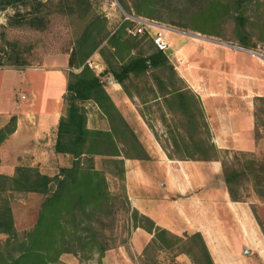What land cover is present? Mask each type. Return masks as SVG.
<instances>
[{
  "label": "trees",
  "instance_id": "16d2710c",
  "mask_svg": "<svg viewBox=\"0 0 264 264\" xmlns=\"http://www.w3.org/2000/svg\"><path fill=\"white\" fill-rule=\"evenodd\" d=\"M15 1L19 5L28 6L22 13L17 9V23L35 28L44 26V17L40 14L41 0H0V8ZM117 1L129 13L167 20L207 35H218L222 23L227 16H231L236 25L233 29L234 41L244 47L253 45L252 42L249 44V32L245 25L250 26L253 22L246 10L254 0ZM88 4L87 0H72L67 12H76L78 17H83ZM132 26V21L121 19L116 28L109 31L105 27V18L93 14L75 36L66 59L69 69L65 71V86L61 95L64 110L58 116L52 143L56 155L62 157L60 155L65 154V161L57 163L53 173H47L36 165L25 164L15 165L11 174L0 172V233L5 235L0 242V264H50L58 261L62 253L85 258L93 253L97 257L101 256L105 249L117 245L108 242L114 227L117 205L128 214L127 234L129 228L135 226L152 232L139 259L150 249V245L157 246L156 241L160 245L171 246L167 235L179 240L177 235L154 225L148 216L129 206L124 191L121 155L130 154L117 146L116 138L123 145L130 144L142 153L132 155L145 154L104 89L98 73L86 62V58L94 51L99 53L104 63L103 72L111 75L129 96V86L135 84L134 79H151L145 86L152 94L150 99H160L166 112L177 117L182 130H166L169 143L163 147L167 156L219 158L222 179L229 197L233 200L241 199L235 185L244 172L228 166L218 155L221 150L217 151L209 141L208 126L197 95L178 76L166 52L154 46L151 31L146 29L131 34L126 31V27ZM144 43L147 45L143 46ZM89 100L105 115L108 128L86 126L82 102ZM148 100L144 98L141 101ZM147 125L150 127L149 123ZM14 127L15 116L12 114L0 126V142ZM257 134L255 132V136ZM94 155L103 156L104 161L110 164L111 172L120 182L119 195L108 189L104 170L94 165ZM245 166L248 167L249 163L245 162ZM257 170L264 172V160ZM254 176L259 179L257 173ZM13 190L42 194L33 225L21 234L14 227L5 198V193ZM256 191L260 194V189ZM183 235L189 239L186 253L193 254L197 264H213L198 231ZM124 242L125 238L118 244Z\"/></svg>",
  "mask_w": 264,
  "mask_h": 264
},
{
  "label": "crops",
  "instance_id": "0c3cea01",
  "mask_svg": "<svg viewBox=\"0 0 264 264\" xmlns=\"http://www.w3.org/2000/svg\"><path fill=\"white\" fill-rule=\"evenodd\" d=\"M188 37L191 42L172 48V57L181 58L175 71L199 99L209 141L217 151H248L264 158V58L252 52L255 47H244L233 40L211 35ZM14 69L0 68L5 72ZM57 72L62 79L63 73ZM3 78L0 76V100L7 104L0 106V126L13 114L15 127L0 142V172L11 174L17 164L38 165L40 169L42 164L62 163L65 154L59 157L52 149L53 125L60 111L51 118L43 111L38 114L28 110V105L15 99V92L5 99ZM104 89L145 154L121 155L129 206L171 234L198 231L213 264H264V202L231 199L219 158L167 156L144 122L134 97L127 95L111 76ZM151 236L152 232L140 226L131 227L124 243L105 249L99 257L94 254V262L140 264L141 250ZM65 256L74 257L62 253L59 260ZM174 258L194 264L182 253Z\"/></svg>",
  "mask_w": 264,
  "mask_h": 264
},
{
  "label": "rangeland",
  "instance_id": "374dc122",
  "mask_svg": "<svg viewBox=\"0 0 264 264\" xmlns=\"http://www.w3.org/2000/svg\"><path fill=\"white\" fill-rule=\"evenodd\" d=\"M88 8L83 17H78L76 12L68 13L72 0H41L40 14L44 17V26L42 28H35L24 23H17V9L21 13L25 7L22 4H17V1L0 8V68H15L14 70H0V76L4 77V98L8 99L12 92H15L16 100L19 99L22 103L28 105L27 109L39 114L45 112L48 115L54 116L56 111L62 114L64 110V101L61 97L65 86V71L69 68L66 64L67 54L73 44L75 36L81 31L85 22L93 14L103 16L105 18V27L109 31H113L119 24L123 12H127L122 8L117 0H87ZM193 1V0H183ZM1 7V5H0ZM234 13V12H233ZM246 13L249 15L252 24L245 25L249 32V47L264 49V0H254L252 4L248 5ZM143 16V15H142ZM12 17V18H11ZM147 18H153L148 17ZM165 24L175 27L178 32H165V36L169 42V48L165 51L169 62L175 65L177 62L172 57L174 53L172 48L180 43L191 42V37L188 36H208L189 29L185 26H180L171 23L167 20L157 19ZM174 19H177L175 17ZM235 21L231 16H227L222 23L220 33L218 35H211L224 40H233L235 35L233 29ZM147 44L144 43L143 46ZM19 62V63H17ZM87 64L98 73L103 86L106 84L107 78L111 75L103 72L104 63L98 52H92L86 58ZM20 69V70H19ZM72 69V68H70ZM57 70L63 73L62 79L59 78ZM76 70V69H74ZM7 73V76L6 74ZM10 73V74H9ZM151 82L150 78H137L129 86L131 96L134 97V102L137 109L143 115L145 123H149L152 132L156 139L163 146L168 145L166 130L168 128L174 131H180L179 120L174 114L166 112L164 106L160 103V99H150L152 94L149 93L145 86ZM17 90L20 94L17 95ZM20 97H26L21 99ZM149 99L147 102H142V99ZM7 101L0 100V106L5 107ZM82 105L86 114V126L92 128L102 127L108 128V121L104 116L99 114V108L92 101H83ZM98 108V109H97ZM260 109L258 105L257 111ZM4 110V109H2ZM161 113L163 116H161ZM59 114V115H60ZM58 115V116H59ZM52 118V117H51ZM260 120V117H258ZM257 120V122H258ZM57 122V120H56ZM53 125L52 138H54ZM176 125V126H175ZM177 127V128H174ZM175 134V133H174ZM117 146L121 150H126L128 154H139L141 151L132 148L130 144L126 146L122 144L119 138H116ZM219 157L223 158L228 166H233L237 169H242L244 174L240 175L236 181L237 192L242 199L255 200L264 202V172L258 171L257 167L261 164L264 158L257 156L253 152L233 151L218 152ZM64 158L66 156H63ZM65 160L62 159V162ZM94 165L104 170V175L107 181L108 189L119 195L120 186L117 177L111 172V166L104 161L103 156H93ZM245 162L249 166H245ZM57 163L51 166L46 164L40 165V169L53 173L57 169ZM38 167V165H36ZM259 175V179L254 176ZM256 189H260L257 193ZM6 201L10 207L13 224L17 233L21 234L30 228L36 218L39 202L42 194L34 192H22L13 190L5 193ZM115 213L114 227L110 235V243H120L122 239L127 238V228L129 222L127 220V212L122 210L117 205ZM262 219L264 223V208L262 209ZM131 227L129 228L130 231ZM182 232L177 235L178 239L166 236L167 240L171 242V246L160 245L157 241V246L148 249L140 259L141 264H183L182 261H175V254H185L191 263H196V258L193 254L186 253V248L189 244V239L185 238ZM108 235V234H107ZM4 234L0 233V242L4 238ZM165 241V240H164ZM167 242V241H165ZM1 244V243H0ZM155 245V244H154ZM94 254L88 257H74L65 256L64 260H58L50 264H94ZM71 255V254H68ZM89 259V260H88ZM253 261V258H251ZM141 261V262H140Z\"/></svg>",
  "mask_w": 264,
  "mask_h": 264
},
{
  "label": "built area",
  "instance_id": "2783aa9c",
  "mask_svg": "<svg viewBox=\"0 0 264 264\" xmlns=\"http://www.w3.org/2000/svg\"><path fill=\"white\" fill-rule=\"evenodd\" d=\"M121 19H128L133 22L132 27H126V31L131 34L141 33L144 30L149 29L151 31L152 43L157 49L162 51H166L169 47V42L165 36V32L179 33V31L173 26L165 24L159 20L147 18L134 13L123 12ZM199 37L202 38L203 36ZM252 52L264 58V49L261 50L260 48H256L252 50ZM174 59L177 63L181 62V58L178 55L174 56Z\"/></svg>",
  "mask_w": 264,
  "mask_h": 264
}]
</instances>
